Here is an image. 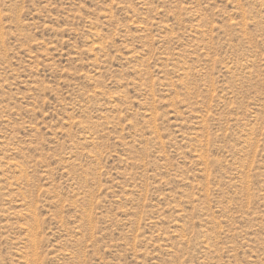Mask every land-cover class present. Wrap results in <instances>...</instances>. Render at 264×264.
I'll return each mask as SVG.
<instances>
[{"label":"rangeland","instance_id":"1","mask_svg":"<svg viewBox=\"0 0 264 264\" xmlns=\"http://www.w3.org/2000/svg\"><path fill=\"white\" fill-rule=\"evenodd\" d=\"M0 264H264V0H0Z\"/></svg>","mask_w":264,"mask_h":264}]
</instances>
